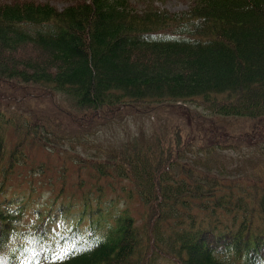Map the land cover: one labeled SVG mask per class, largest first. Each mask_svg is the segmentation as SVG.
I'll list each match as a JSON object with an SVG mask.
<instances>
[{
    "label": "trees",
    "instance_id": "trees-1",
    "mask_svg": "<svg viewBox=\"0 0 264 264\" xmlns=\"http://www.w3.org/2000/svg\"><path fill=\"white\" fill-rule=\"evenodd\" d=\"M0 92L59 95L78 128L0 100V264L51 236L77 241L46 264H264V0H0ZM194 101L250 130L202 127ZM162 105L186 124L86 151L84 126Z\"/></svg>",
    "mask_w": 264,
    "mask_h": 264
},
{
    "label": "rangeland",
    "instance_id": "rangeland-1",
    "mask_svg": "<svg viewBox=\"0 0 264 264\" xmlns=\"http://www.w3.org/2000/svg\"><path fill=\"white\" fill-rule=\"evenodd\" d=\"M37 2H51L53 5L63 7L67 4L68 0H35ZM141 3L150 2V5L155 8H163L167 11L174 12L178 10H183L187 8L189 4V0H138ZM135 6H144L140 3L135 4ZM0 100L4 106H9V111H23L27 113L29 108H35L40 110L42 113H52L51 115H56L60 118V122L67 129L66 132L77 130V126L73 123V121L65 116L64 114H59L54 107L59 109V105L65 106L59 95H44L37 98H25L16 95H11L8 93L0 92ZM198 101H194L191 104H187L186 106L197 115L200 116V119L203 120L201 126L207 127V125H212L216 130L221 129V127H226L224 131L229 133L238 135L239 133H244L247 130H250L252 119L246 117H220V116H212L208 115V113L204 112V106L199 105ZM57 105V106H56ZM189 105V106H188ZM187 119V118H186ZM182 121L183 124H186L182 120V108L178 106L172 105H162L160 107L152 108L147 112H135V111H123L118 115H115L112 118H108L103 123L94 124L93 128L89 127L92 123L87 127H85V133L83 134L84 140L86 141V151L98 149L103 151L105 147L117 145L125 140H128L132 137V135H141V134H150L157 129L167 128L172 125L175 121ZM207 124V125H203ZM185 127V125H184ZM197 135V144H205L207 143L208 138L206 134L202 132H196ZM48 150V149H45ZM82 154H87V152H81ZM52 160V154L50 156ZM57 160L59 158L57 157ZM62 162V161H60ZM55 164H58L56 161ZM46 175V174H45ZM53 172H48L46 176L51 177ZM44 176V175H43ZM53 179V177L49 178ZM42 180L45 178H39L36 180L35 187L38 190H41L45 196H48L50 193L49 187H42ZM15 184L18 185V188L25 189L27 188V182L24 178H15ZM128 186V184H126ZM127 207V209L134 215L137 216L141 210V203L136 196L135 193L130 192L128 194L123 193L122 202L120 207ZM69 244H62L63 249L67 248ZM60 248V249H61ZM59 253V251H58ZM56 251L42 252L38 256H19L16 258V264H40L47 257L56 256ZM23 255V254H22Z\"/></svg>",
    "mask_w": 264,
    "mask_h": 264
},
{
    "label": "snow or ice",
    "instance_id": "snow-or-ice-1",
    "mask_svg": "<svg viewBox=\"0 0 264 264\" xmlns=\"http://www.w3.org/2000/svg\"><path fill=\"white\" fill-rule=\"evenodd\" d=\"M60 258L62 259L63 258V255Z\"/></svg>",
    "mask_w": 264,
    "mask_h": 264
}]
</instances>
